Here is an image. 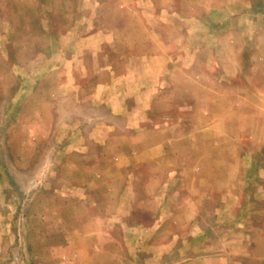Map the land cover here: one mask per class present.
Returning <instances> with one entry per match:
<instances>
[{
    "label": "rangeland",
    "instance_id": "rangeland-1",
    "mask_svg": "<svg viewBox=\"0 0 264 264\" xmlns=\"http://www.w3.org/2000/svg\"><path fill=\"white\" fill-rule=\"evenodd\" d=\"M0 264H264V0H0Z\"/></svg>",
    "mask_w": 264,
    "mask_h": 264
},
{
    "label": "crops",
    "instance_id": "crops-1",
    "mask_svg": "<svg viewBox=\"0 0 264 264\" xmlns=\"http://www.w3.org/2000/svg\"><path fill=\"white\" fill-rule=\"evenodd\" d=\"M137 58H139L138 56H136Z\"/></svg>",
    "mask_w": 264,
    "mask_h": 264
}]
</instances>
